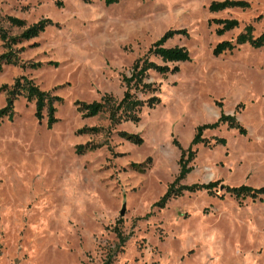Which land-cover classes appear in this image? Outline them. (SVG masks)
Here are the masks:
<instances>
[{
    "label": "rangeland",
    "instance_id": "1",
    "mask_svg": "<svg viewBox=\"0 0 264 264\" xmlns=\"http://www.w3.org/2000/svg\"><path fill=\"white\" fill-rule=\"evenodd\" d=\"M212 1L223 0H0V27L10 36L23 27L6 16L25 27L52 22L12 46L20 61L42 65H4L0 85L22 74L62 98L49 128L22 97L13 116L0 120V264H264V193L236 197L221 187L153 206L177 173L172 139L186 148L195 127L220 111L244 131L228 123L204 129L206 142L193 146L181 183L264 187V46L212 54L245 25L254 36L264 29V0L210 11ZM212 19L238 24L216 34L221 25ZM179 29L185 33L163 45L184 46L189 60L167 63L178 67L174 73L147 72L158 101L143 106L136 123L110 125L106 112L76 111V100L119 99L131 63L164 32ZM4 97L0 91V108ZM84 126L100 130L78 133ZM119 130L137 134L141 144L120 138ZM85 142L99 146L76 154L74 146Z\"/></svg>",
    "mask_w": 264,
    "mask_h": 264
},
{
    "label": "trees",
    "instance_id": "2",
    "mask_svg": "<svg viewBox=\"0 0 264 264\" xmlns=\"http://www.w3.org/2000/svg\"><path fill=\"white\" fill-rule=\"evenodd\" d=\"M106 5L115 2L116 0H103ZM247 3L241 0H223L212 1L208 5L210 11H218L226 7H245ZM5 20L11 26L23 27L17 35L10 36L5 29L0 27V41L3 50L0 52V70L4 65H19L20 67L38 68L42 65L41 62H23L20 61L17 51L12 50V46L21 41L29 40L37 36L48 25H52L51 20L42 18L30 25L24 26V20L15 16H6ZM211 21L220 24L216 28V34H222L237 26L238 22L235 19H212ZM252 26L245 25L243 30L239 32L233 41L221 40L213 47L212 54L218 55L224 51H230L238 45L247 44L250 47L257 48L264 46V29L257 35L252 34ZM178 32L185 33L184 30H169L164 32L160 37L154 40L146 49L143 56L135 59L130 66L128 76L121 77L123 83L122 95L119 99H114L109 94H103L98 101L83 102L74 101L75 109L82 117H91L100 112L107 113V119L110 125L120 122L130 121L136 123L139 120V111L143 106L151 107L158 101V97L153 94L157 90V86L145 80L148 71H154L159 74L174 73L178 67L169 66L167 63L180 62L189 60V52L184 46H164V42L173 34ZM149 55L158 57L160 64L149 59ZM55 64V62H46ZM0 91L5 93L4 105L0 108V120L2 118L10 119L13 116V102L18 97H22L26 102L33 103V115L36 120L40 121L45 116V125L47 128L56 121L55 104L61 103L62 98L58 95L50 94L49 91L40 89L31 78L25 75H18L13 78L11 84L0 85ZM136 92L149 93L144 99L139 98ZM221 123H228L229 126L236 127L239 132H243L244 128L237 122L234 115L224 114L220 111L218 117L212 123L201 124L195 127L194 133L187 144L186 148H182L179 143L172 139V144L178 149L177 173L170 183H168L162 195L153 203V206L162 208L165 203L174 197L182 195L184 192L205 191L207 194H214V190L223 188V191L234 195L241 196H256L257 193H264V187L251 188L241 184L238 186H224L219 184L218 180L208 181L206 183H181L182 179L190 171L189 162L193 159L195 149L193 146L198 143H205L206 140L202 137V131L206 128H215ZM99 127L89 126L81 127L77 130L78 133H97ZM117 135L132 144L139 145L142 139L133 133H128L119 130ZM220 140V139H219ZM218 140V141H219ZM99 145L85 142L74 146L76 154L84 153L88 150H93ZM139 163H129V167L135 168Z\"/></svg>",
    "mask_w": 264,
    "mask_h": 264
},
{
    "label": "water",
    "instance_id": "3",
    "mask_svg": "<svg viewBox=\"0 0 264 264\" xmlns=\"http://www.w3.org/2000/svg\"><path fill=\"white\" fill-rule=\"evenodd\" d=\"M122 211H123V210L121 209L119 213L122 214Z\"/></svg>",
    "mask_w": 264,
    "mask_h": 264
}]
</instances>
